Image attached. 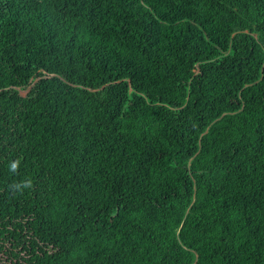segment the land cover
Instances as JSON below:
<instances>
[{"label":"trees","instance_id":"1","mask_svg":"<svg viewBox=\"0 0 264 264\" xmlns=\"http://www.w3.org/2000/svg\"><path fill=\"white\" fill-rule=\"evenodd\" d=\"M0 264H264V0H0Z\"/></svg>","mask_w":264,"mask_h":264},{"label":"clouds","instance_id":"2","mask_svg":"<svg viewBox=\"0 0 264 264\" xmlns=\"http://www.w3.org/2000/svg\"><path fill=\"white\" fill-rule=\"evenodd\" d=\"M18 163H19V162L17 161V162H15V163H13V164L11 165V169H12L13 171L16 170V168H17V166H18ZM25 186L30 187V182H27Z\"/></svg>","mask_w":264,"mask_h":264}]
</instances>
